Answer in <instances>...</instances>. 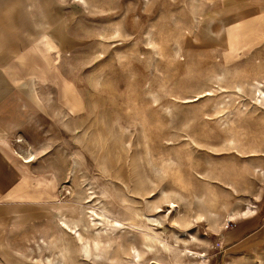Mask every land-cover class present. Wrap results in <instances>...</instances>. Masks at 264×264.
<instances>
[{
    "label": "rangeland",
    "instance_id": "rangeland-1",
    "mask_svg": "<svg viewBox=\"0 0 264 264\" xmlns=\"http://www.w3.org/2000/svg\"><path fill=\"white\" fill-rule=\"evenodd\" d=\"M0 70V263L264 264V0H0Z\"/></svg>",
    "mask_w": 264,
    "mask_h": 264
},
{
    "label": "crops",
    "instance_id": "crops-1",
    "mask_svg": "<svg viewBox=\"0 0 264 264\" xmlns=\"http://www.w3.org/2000/svg\"><path fill=\"white\" fill-rule=\"evenodd\" d=\"M8 73L10 76L0 70V191L10 188V170L19 164L18 155L11 150L8 136L21 128L31 113L39 108L36 107L33 99L35 90L32 80L30 83L29 81H20L21 76L18 73L15 71ZM249 211H251L250 208L244 210L242 214ZM1 220L3 217H0ZM9 228V226H5V232ZM5 245H9L7 240L0 241V246L4 247ZM1 252L5 253L6 250H0Z\"/></svg>",
    "mask_w": 264,
    "mask_h": 264
},
{
    "label": "bare ground",
    "instance_id": "bare-ground-1",
    "mask_svg": "<svg viewBox=\"0 0 264 264\" xmlns=\"http://www.w3.org/2000/svg\"><path fill=\"white\" fill-rule=\"evenodd\" d=\"M258 93L260 94V96L262 97V99L264 100V90H260V89H258ZM261 97H260V100H261ZM264 102V101H263ZM260 103H261V101H260ZM21 154V153H20ZM24 156V154L22 155V157ZM33 158H34V156L32 155V154H29V155H27V156H25L24 158H23V161H25V162H29V161H31V160H33ZM175 206V203H172L171 204V207H174ZM201 218V217H200ZM232 218H234V217H232ZM63 223L64 224H66L64 221H63ZM62 224V223H61ZM66 225H68V224H66ZM64 227V226H63ZM69 227V226H68ZM67 227V228H68ZM78 237L80 238V240H81V242H82V247H84L85 249H87V240H84L82 237H81V235L79 234L78 235ZM98 243V242H97ZM87 252V251H86ZM195 253V252H194ZM195 257H197L196 256V254L194 255Z\"/></svg>",
    "mask_w": 264,
    "mask_h": 264
}]
</instances>
